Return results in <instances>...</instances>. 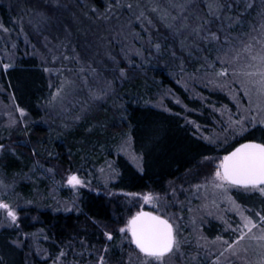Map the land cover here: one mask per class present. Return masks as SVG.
Wrapping results in <instances>:
<instances>
[{
    "label": "trees",
    "instance_id": "16d2710c",
    "mask_svg": "<svg viewBox=\"0 0 264 264\" xmlns=\"http://www.w3.org/2000/svg\"><path fill=\"white\" fill-rule=\"evenodd\" d=\"M46 1L0 0V120L8 116L16 120L13 128L0 132L8 135H0L4 145L0 175L20 180L34 166L47 172L56 167L55 156L58 166L81 168L94 189L162 193L169 183L184 188L204 184L213 175V158L244 142H264V125L246 123L248 131L242 135L229 127V117L236 121L251 115L245 111L248 99L231 76H216L222 67L216 59L223 56L218 52L221 46L242 48L250 37L261 39L264 5L254 6L257 0L248 11L243 8L245 0H225L232 6L225 17L240 23L229 27L226 18L215 20L212 29L226 31L219 33L220 42L211 48L206 44L191 47L194 38L186 39L190 29L182 25H194L196 13L205 15V5L212 0H193L196 7L191 15L189 9L174 6L185 0H120L121 6L110 15L106 9L113 0H54L58 13L45 10L50 5ZM38 2L42 8L32 17ZM54 20L65 29L57 37L40 27V23L53 26ZM226 34L232 45L224 44ZM78 62L84 65L76 66ZM5 64L10 66L7 71ZM58 66L74 71L84 68V86H98V93L107 97L93 105L84 103L88 109L77 122L54 119L52 125L48 110L54 106L61 72L56 77L51 71ZM17 109L25 113L22 120ZM232 196L223 195L218 208L206 207V211L199 205L193 215L201 226V237L186 250L203 264L221 263L225 246L217 237L232 241L228 238V229L236 226L229 218L232 200L244 210L252 209L247 215L256 220L255 212L264 209L259 193L233 192ZM123 214L119 202L86 190L78 192L69 213L21 209L24 219L19 224L9 226V221L0 228V264H33L26 236L36 229L50 259L71 244H105L103 227L113 237L110 245L121 241L125 247L118 228L125 223ZM114 247L110 250L116 260L120 255Z\"/></svg>",
    "mask_w": 264,
    "mask_h": 264
},
{
    "label": "rangeland",
    "instance_id": "374dc122",
    "mask_svg": "<svg viewBox=\"0 0 264 264\" xmlns=\"http://www.w3.org/2000/svg\"><path fill=\"white\" fill-rule=\"evenodd\" d=\"M2 1L6 2V0ZM46 2L50 5L45 10L49 8L51 13L53 10H56V1L47 0ZM261 2L262 4H260ZM254 3L253 0H248V2L245 0L243 5L244 11H248L252 8H248L247 4H252L256 7H262V5H264V0H257ZM34 5V12L31 13L32 17H36L38 15L37 11L42 8L41 5H39V2L37 4L35 3ZM56 11L54 14L56 17H59L60 13L56 14ZM55 20L57 21V19ZM55 20L53 26L51 23L48 25L40 23V27L48 30L51 36L56 35L57 37L62 31V33H64L65 29L63 30L60 25L56 26L59 23H57ZM79 56L81 55H78L77 58ZM72 61L74 62L73 59ZM67 63L69 64L70 61ZM78 65L82 66L84 63L78 62L76 63V66ZM68 69L69 68L60 69L58 66L51 71L56 77H60L61 75L60 80L57 81V86H60V88L53 95L54 98L52 102L54 106L50 107L48 110L49 115H52L50 116V123L52 125L56 121L54 119H58L59 121L63 122H77L79 119L78 116H84V112H86L88 109V105L84 107V103L93 105L94 103L102 102L104 98L107 97V94L105 93V95L98 93V86H84V68L81 67L76 71ZM59 72H61L60 75ZM89 78L92 79L91 76ZM103 89H107V86H102V90ZM96 96H102L103 98L96 99ZM18 114L20 116V120H22L23 116L20 115L19 111ZM13 121H16L14 117L13 119H11L10 116L4 119L2 118L0 120V132H2V128L8 130L13 128ZM53 128L54 127L51 129ZM0 135L3 138L8 137L5 132L1 133ZM3 149H0V154L2 153ZM9 152L14 153L11 151V149ZM222 158L223 156L213 158L211 160L213 163L214 172L216 170V165ZM52 159V163L56 167L54 168L53 166L50 169L51 171L46 172V170L42 169L41 167L40 169L39 166H34L27 173H25L22 178H20V180H14L12 178H7L6 176L0 175V180L4 182V185H6V187H0V200L10 204V206H12V208L15 210L17 215L16 223L24 219V217L20 215L21 209L32 207L38 209L39 211L50 210L53 213H69L74 209V202L80 190H86L91 193L93 192L97 195L103 194L106 197L119 202L124 208L123 217L125 218V223L118 227L119 229L125 227L127 221L139 211H149L155 213L156 215H161L173 224L174 231L181 240L180 253H178L174 258H169L166 261V264H185V262L189 264H203L201 259L198 260V258L190 256L189 252L186 250V248L194 243L196 239L201 237V226L197 221L193 220V215L197 211L199 205H202L201 208L207 211L206 207H210L211 209L213 207L218 208L221 204L220 201L223 195H228V197L232 199L233 192H237V194H242L245 196L250 194L234 187H227V189L215 188L211 183L214 172L204 184L184 188V186L177 187L175 184L169 183L162 193L149 191L137 193L135 196H133L124 192H108L105 189L100 191L93 188L94 186L92 185V180L86 178L81 168L73 169L67 165V167L64 168L63 166H58L57 163L54 162L55 156H52ZM135 161L137 162V159ZM69 174L78 175L82 180L85 181V185L83 187L77 186L76 188L69 186L66 182L67 175ZM202 186L206 187L205 192H203L201 189ZM180 193L183 194L181 195ZM146 194L151 195L153 200L145 203L142 197ZM229 201L230 200L228 199V202ZM233 201L235 204H233ZM236 205H238L241 210L244 209L235 199L229 204V209L231 211L229 218L233 219L237 225V223L240 222V215L236 210ZM66 208L71 210L66 211ZM182 210L185 211L182 212ZM244 215H247V211H244ZM35 220L36 219L33 218L31 222ZM6 222H9L6 219V212L4 210H0V228ZM102 230L104 231L105 244H92L89 246L87 244L84 245L81 243V245L78 247L71 244L70 249L64 251L65 255H58L59 259L57 260L56 258L58 256L55 259H50L48 251L43 247L42 244V241L44 240L43 236L36 229L33 234L26 236L29 240V243L27 244V254L30 256L33 264H97L99 256L102 254L106 255L107 264H129V252L131 251L133 255L138 252L133 244L130 243V235H126L119 231L120 236H122L121 238L124 239L127 246L124 247L121 241H118L119 243H115L114 245H110L109 242L112 240L109 241L105 236V232H108L107 228L103 227ZM228 230L230 232L228 233V238L235 240L237 235L231 232V228ZM253 232L258 234L259 229H253ZM258 244L259 242L255 240H245L241 242L239 245V254L237 256H232L229 252L223 256L220 255L221 263L219 264H261L262 258L259 255L261 249L258 247ZM110 246H115V251L118 250V254L120 255L118 259H113ZM197 246L199 247L200 245L197 244ZM105 247L108 248V252L106 254L103 252ZM184 249L188 252V254L184 251ZM246 256H249V258L251 257V259L245 258ZM133 264H135V262H133Z\"/></svg>",
    "mask_w": 264,
    "mask_h": 264
},
{
    "label": "snow or ice",
    "instance_id": "6c2138e0",
    "mask_svg": "<svg viewBox=\"0 0 264 264\" xmlns=\"http://www.w3.org/2000/svg\"><path fill=\"white\" fill-rule=\"evenodd\" d=\"M120 6V0H113L108 5L106 12L110 15L113 8ZM174 6L189 9L190 15L191 9H195L196 7L193 0H185L184 4ZM128 7L131 8L132 6L128 5ZM205 7L208 8V12L205 15H200L197 12L195 16L196 23L194 25L190 26L188 23L182 25L183 29H190L186 39L194 38L191 47L198 48L201 44H206L208 48H211L213 43L220 42L221 37L219 33L226 31L223 28L213 30L212 24L215 20L225 19V12L231 11L232 6L226 3L225 0H212ZM247 7L251 8L253 5L247 4ZM153 11H156V9H153ZM260 15L264 16V11ZM205 16L212 17L213 19H207ZM186 19L187 17H185ZM226 19L228 20L229 27L233 23H240L239 19L233 20L231 17H227ZM149 23L151 22L149 21ZM169 27H172V25H169ZM253 31H256V29H253ZM224 44H233V40L227 34L224 36ZM156 48L159 50V45H156ZM218 52H223V56L218 55L216 58L222 65L220 71L216 72V76L225 78L231 76L233 78L232 83L238 84V90L242 91L248 99V108L245 111L251 115L241 116L236 121H232L231 117H229V127L237 135H242L248 131L247 127H245L246 123H251L252 126H255L257 123L264 125V33L261 34V39L250 37L249 42L244 43L242 48L229 47L225 50V47L221 46ZM64 58L68 59V57ZM3 67L7 71L10 66L5 64ZM45 70L47 71L48 69ZM93 71L95 70L93 69ZM125 75L124 70L121 69L120 77L124 78ZM108 87H111V82L108 83ZM221 87H229V85H221ZM95 98L102 99L103 97L96 96ZM17 110L21 116L25 115L22 109ZM14 123L15 121H13ZM3 148L4 145L0 144V149ZM205 159L208 158L206 157ZM66 182L72 188H76L77 186L83 187L85 185V181L76 174L67 175ZM211 183L215 188L227 189V187H234L250 194L259 193L260 197H264V142L243 143L227 155H224L216 165ZM0 187H6L2 180H0ZM130 195L135 196L136 194ZM142 199L145 203H148L153 200V197L146 194ZM261 202L264 203V200ZM233 204H235L234 201ZM235 207L240 215V222L235 227H231V232L233 234L238 233V235L231 242L221 240V237L216 238L225 246L220 255L223 256L225 252H230L232 256H237L241 242L255 240L259 242L258 247L261 249L259 255L262 258L261 264H264V209L255 212L254 215L258 218L256 220L251 215H244V211L251 213L252 209L241 210L238 205ZM0 210L6 212V219L10 221L9 226L16 225L17 215L10 204L0 200ZM65 210L70 211L71 209L66 208ZM253 229H259V233L253 232ZM119 231L126 235L130 234V243L135 245V249L138 250L135 255L131 251L129 252V264H133V262L135 264H166L169 258H174L180 253L181 240L174 231L173 224L161 215L139 211ZM105 236L109 241L113 239L112 235L108 232H105ZM103 252L106 254L108 248L105 247ZM64 255V251H61L59 254V256ZM59 256L56 258L57 260ZM97 264H107L106 255H100Z\"/></svg>",
    "mask_w": 264,
    "mask_h": 264
},
{
    "label": "water",
    "instance_id": "95a60500",
    "mask_svg": "<svg viewBox=\"0 0 264 264\" xmlns=\"http://www.w3.org/2000/svg\"><path fill=\"white\" fill-rule=\"evenodd\" d=\"M248 142H251V141H248ZM248 142H244V143H248ZM256 143H257V142H256ZM242 144H243V143H242ZM239 145H240V144H239ZM239 145H238L237 147H239ZM235 148H236V147H235ZM235 148H234V149H235ZM234 149H233V150H234ZM233 150H232V151H233ZM230 152H231V151H230ZM226 155H227V154H226ZM144 212H149V211H144ZM150 213H152V212H150ZM152 214H154V213H152ZM154 215H156V214H154ZM129 235H130V234H129ZM134 246H135V245H134Z\"/></svg>",
    "mask_w": 264,
    "mask_h": 264
}]
</instances>
